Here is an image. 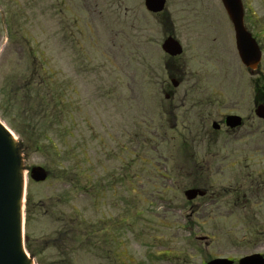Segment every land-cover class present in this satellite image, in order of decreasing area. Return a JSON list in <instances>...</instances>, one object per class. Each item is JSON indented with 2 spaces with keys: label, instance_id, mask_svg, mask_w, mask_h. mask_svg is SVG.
Here are the masks:
<instances>
[{
  "label": "rangeland",
  "instance_id": "374dc122",
  "mask_svg": "<svg viewBox=\"0 0 264 264\" xmlns=\"http://www.w3.org/2000/svg\"><path fill=\"white\" fill-rule=\"evenodd\" d=\"M183 3L166 0L152 15L143 0H0V122L20 146L34 264H200L242 255L230 248L235 220L250 210L264 218L255 77L222 6L193 23ZM242 3L264 70V0ZM168 33L183 48L169 62ZM229 113L251 135L227 131ZM185 156L214 193L196 214L201 200L190 207L183 196L195 185ZM33 165L49 171L46 181L28 177Z\"/></svg>",
  "mask_w": 264,
  "mask_h": 264
},
{
  "label": "water",
  "instance_id": "95a60500",
  "mask_svg": "<svg viewBox=\"0 0 264 264\" xmlns=\"http://www.w3.org/2000/svg\"><path fill=\"white\" fill-rule=\"evenodd\" d=\"M145 7L151 12L163 9L165 0H144ZM225 11L233 25L235 43L238 56L242 64L251 70L257 68L261 58V51L255 39L246 31L243 25V8L240 0H221ZM164 53L171 57L180 55L182 47L177 40L168 36L161 44ZM173 87L179 82L172 79ZM168 97V96H166ZM255 114L264 118V105H258ZM225 124L236 127L241 124V118L236 115H227ZM212 127L218 128L216 122ZM29 175L36 182L44 181L47 171L40 166L30 168ZM188 200L197 194L202 195L199 189H188L184 192ZM22 197L23 179L19 146L13 140L9 131L0 124V264H33L27 257L22 247L21 222H22ZM252 257L240 260V264L251 263ZM207 264H229L226 259H214Z\"/></svg>",
  "mask_w": 264,
  "mask_h": 264
},
{
  "label": "flooded vegetation",
  "instance_id": "af4514ba",
  "mask_svg": "<svg viewBox=\"0 0 264 264\" xmlns=\"http://www.w3.org/2000/svg\"><path fill=\"white\" fill-rule=\"evenodd\" d=\"M216 6L217 7L219 6V0H184L182 9L185 10L186 13H189L188 16L192 17L194 21L193 23H197L200 22L202 18L209 17L210 13H212L215 10ZM250 15L254 16L255 13L250 11ZM255 77L258 78L256 82L260 81V91L257 94L255 92L253 97V103L254 104L264 103V70L259 69ZM221 123H223V119L221 120ZM242 126L235 129L226 128V130L229 132H233L235 136H237V134L239 133L240 136L251 135V124L249 123L248 126L245 129H243L242 132H240ZM261 134L264 136L263 129H261ZM189 158L191 161H188ZM183 162L185 163L184 174L193 177V183L195 184L189 188H200L205 191L203 195L195 197L192 201H187L190 207H192L196 200H201L200 202L196 203L195 209H191L192 214L194 213L196 214L198 210H200V207L204 204V202H206L207 200H211L214 193L213 192L210 193L207 188L203 187L204 183H203L202 175L204 174V172L202 166L199 165V163L194 160V156H185V160ZM263 175H264V170L261 171L260 176ZM262 186L264 187V179L262 180ZM236 190L237 189L234 188L233 191ZM242 195L245 196V194ZM250 214L252 216L250 218H240L235 220L233 224L234 231H233V235L231 236V239L233 240H231L230 242L231 250L237 253L239 252H244V253L240 256L227 255V256H215V257L217 258L225 257L226 259L232 261L231 264H239L240 258L257 255L253 264H264V218L258 217L259 212L256 210H250ZM236 225H238L240 228H236ZM237 230L241 231L240 235H238ZM236 235H238V237L234 238L233 236ZM91 237L92 236H89V238ZM200 264H205V261L201 260Z\"/></svg>",
  "mask_w": 264,
  "mask_h": 264
},
{
  "label": "trees",
  "instance_id": "16d2710c",
  "mask_svg": "<svg viewBox=\"0 0 264 264\" xmlns=\"http://www.w3.org/2000/svg\"><path fill=\"white\" fill-rule=\"evenodd\" d=\"M42 83H44V80L43 81H41ZM41 82H40V84H41ZM52 107H54L53 105H52ZM42 108H44L43 106H42ZM40 114V113H39ZM43 114V117L41 116ZM42 114H40V118L43 120V121H46L48 118H50L49 120H52L53 118H51L52 116L51 115H49V113H45V112H42ZM46 123H48V122H45V124Z\"/></svg>",
  "mask_w": 264,
  "mask_h": 264
},
{
  "label": "bare ground",
  "instance_id": "6f19581e",
  "mask_svg": "<svg viewBox=\"0 0 264 264\" xmlns=\"http://www.w3.org/2000/svg\"><path fill=\"white\" fill-rule=\"evenodd\" d=\"M23 178V177H22ZM23 183H24V178H23Z\"/></svg>",
  "mask_w": 264,
  "mask_h": 264
}]
</instances>
